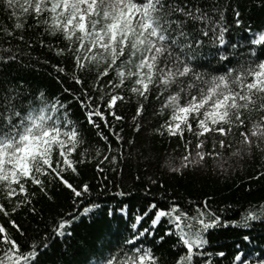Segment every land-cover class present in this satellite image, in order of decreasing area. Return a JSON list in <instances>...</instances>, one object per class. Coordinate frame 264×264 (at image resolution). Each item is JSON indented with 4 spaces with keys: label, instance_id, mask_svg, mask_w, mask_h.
Returning a JSON list of instances; mask_svg holds the SVG:
<instances>
[{
    "label": "snow or ice",
    "instance_id": "obj_1",
    "mask_svg": "<svg viewBox=\"0 0 264 264\" xmlns=\"http://www.w3.org/2000/svg\"><path fill=\"white\" fill-rule=\"evenodd\" d=\"M3 6L10 18H14V24L12 29H0V77L3 68L10 63H21V57L28 55L21 50V45L30 49L38 42L42 49L61 58L54 63L44 59L43 63L56 72L63 91L69 93L73 101H79L89 125L96 127V117L105 121L106 127L107 116L121 120L114 107L125 100L123 92L126 90L127 99L136 101L131 118L135 123L133 131L141 127L139 118L145 111L144 101L155 92L157 98L163 97L159 111L162 114L167 110L168 118L154 131L165 130L169 136H179L181 140L187 132L197 141L194 154L189 150L191 141H185V154L178 158L179 163L165 161L162 166H167L170 172L182 173L189 166L201 165L208 155L216 158L223 169V149L231 147L226 140L233 128L240 129L242 139L241 148L230 155L250 153L253 146L264 151V48L260 52L250 48L244 53L237 45H232L231 51L226 47L225 12L231 9L234 23L241 25L239 0L235 4L232 0H211L204 7L201 0H3ZM28 17L34 21L28 29L36 31L39 39H26L23 35ZM45 35L59 39L52 44L43 38ZM13 39L18 43L13 44ZM261 42H264V30L258 32L251 44ZM206 43L215 47L207 60H201ZM69 64L73 66L69 78L79 85L75 90L61 76ZM82 73H95L91 88L98 90L99 96L88 94ZM109 76L113 78L108 79ZM22 85L23 81L13 84L0 78L3 100L0 103V213L17 231L21 229L10 213L31 203L35 193L29 192V181L45 195L49 193L44 177L49 183L59 181L70 190L74 202L90 192L87 182L74 186L64 175L69 171L78 174L77 164L84 163L88 153L85 149L80 152L79 160L73 158L84 140L70 119L67 101L61 103L57 97L49 100L43 89L36 94L35 102L21 101ZM106 96V103L97 102ZM253 113L256 119L252 118ZM109 131L113 130L109 128ZM113 134L118 142L122 139L119 133ZM206 134L220 137L218 141L213 139L212 151L208 153L202 148ZM133 142L128 141L129 145ZM111 151L109 146L104 159H108ZM100 155L97 148L96 156ZM121 159L123 157L111 155L113 165ZM101 163L96 165L98 174L104 171ZM260 175L256 173L257 177ZM98 207L92 203L73 209L75 215L60 217L52 226V233L63 236L65 227L77 215L88 214ZM147 210L154 211L150 225L155 228L166 217L170 227L165 229L164 236L175 235L178 239L173 247L182 245L186 249L174 264H197L194 258L206 255L201 250L207 244L204 234L209 229L229 224L249 228L250 221L264 219V204L258 210L250 205L239 220L223 219L206 203L197 207L191 216L177 203L160 208L153 201L147 205ZM113 214L109 209L108 215ZM141 220V215L134 217L128 237H121L115 244L102 242L93 264H159L151 249L141 246L145 236H153L147 228H138ZM47 236L45 233L43 239L47 240ZM164 236L156 237L157 243ZM248 239L247 235L243 236V240ZM0 243L6 245L0 251V264H35L37 241L33 240L26 251H21V245L8 235L5 225L0 224ZM207 255L210 260L211 254ZM216 255L222 257L224 253ZM235 259H241L239 252ZM243 264H249V260H243ZM256 264H264V259L257 260Z\"/></svg>",
    "mask_w": 264,
    "mask_h": 264
},
{
    "label": "trees",
    "instance_id": "obj_2",
    "mask_svg": "<svg viewBox=\"0 0 264 264\" xmlns=\"http://www.w3.org/2000/svg\"><path fill=\"white\" fill-rule=\"evenodd\" d=\"M210 2L211 0H201V7ZM236 2L237 0H232L233 4ZM239 3L241 25L237 26L234 23L231 9L225 12L224 27L228 29L225 35L226 47L231 51L232 45H237L240 52L246 53L250 48L260 52L264 48V42L252 45L251 41L260 30H264V3L262 0H239ZM13 24L14 18H10L9 12L3 6V0H0V29H12ZM32 24L34 21L28 17L23 35L26 39L29 37L39 39L36 31L28 29V25ZM16 31L19 34V30ZM43 38L52 44L59 39L48 35ZM4 43L7 44V39ZM12 43L18 41L13 39ZM61 43L66 42L61 40ZM214 47L206 43L201 52V60H207ZM21 50L28 55L21 57V63H10L3 68V76L0 78L13 84L23 81L21 101L27 102L31 99L35 102V96L41 89L49 100L57 97L61 103L67 101L70 119L75 122L84 140L73 153V158L79 160L80 152L88 149L85 162L77 164L78 174L71 171L64 174L74 186L84 182L89 184L90 192L85 196L74 202L70 190L63 184L59 181L49 183L48 178L44 177L49 195L40 192L39 187L29 181V192L35 193L31 203L22 205L15 213H10L11 219L16 221L21 231L8 224V218L0 213V224H4L8 235L21 245V251H26L33 240L37 241L39 248L35 264H93V257L102 242L111 241L115 244L121 237L129 236L132 231L129 225L134 222L136 215L142 216L138 228H147L153 233V236H145L141 240V246L149 247L158 258L159 264H174L181 252H186V249L182 245L173 247L178 239L175 235L164 236L165 229L170 227L166 217L162 218L155 228L150 225L154 211L147 210L149 203L154 201L160 208L177 203L190 216L195 213L197 207H203L206 203L213 212L227 220H239L241 213L248 210L250 205L254 210H258L264 204V151L253 146L250 153L241 156L230 155L241 148L239 128H233L226 140L231 147L223 149V169L218 166L216 158L208 155L201 165L189 166L182 173L170 172L167 166H162L165 165V161L179 163L178 158L185 154V141H191L189 150L194 154L197 151V141L195 136L187 132L184 134V140H181L179 136H169L165 130L154 131L168 118L167 110L162 114L159 111L163 97L157 98L155 92L151 93L150 98L144 101L145 111L139 118L141 127L133 131L135 123L131 118L135 114L136 101H129L127 99L129 93L125 90L123 92L125 100L117 102L114 107L116 114L122 119L116 120L112 116H107L106 127L105 121L96 117V127H93L88 124L85 110L79 101H73L71 95L63 91L61 84L57 82L56 72L48 64L43 63L44 59L54 63L61 58L46 48L42 49L38 42L30 49L21 45ZM232 59L236 60V57ZM72 70L73 66L69 64L66 73H61V76L65 83L75 90L79 85H75L69 78ZM81 75L85 87L88 88V94L99 96L100 92L91 88L95 73ZM106 101L107 96L103 101L97 102L104 104ZM0 103H3L2 98ZM252 118H257L255 113L252 114ZM109 128L113 131H109ZM113 132L119 133L122 137L119 142ZM214 138L217 141L220 139L218 134H206L203 151L206 153L212 151ZM129 140L134 142L129 145ZM109 146L112 151L108 159H104ZM97 148L101 152L99 157L96 156ZM219 150L217 144V151ZM111 155L123 159L113 165ZM97 163H101L104 169L99 174L96 169ZM257 172L261 173L259 177L256 176ZM119 192L124 195H119ZM3 202L7 207H11L7 200ZM92 203L100 207L92 209L88 214L77 215V218L65 227L63 236L52 233V226L60 217L68 214L65 218H70L75 215L73 209H82ZM33 208L34 212L30 210ZM109 209L113 210L112 216L108 215ZM249 223L251 225L249 228L229 224L209 229L204 234L207 244L201 250L206 255L194 258L197 264H202L203 261H209V264H233L234 261L235 264H243L245 259L252 264L264 259V219ZM45 233L48 234L47 240L43 239ZM245 235L249 237L247 241L243 240ZM160 236H164V239L157 243L155 238ZM4 247L6 245L0 243V251ZM218 252H223L224 256L216 255ZM237 252L241 256L239 260L235 259ZM207 254H211L210 260Z\"/></svg>",
    "mask_w": 264,
    "mask_h": 264
},
{
    "label": "rangeland",
    "instance_id": "obj_3",
    "mask_svg": "<svg viewBox=\"0 0 264 264\" xmlns=\"http://www.w3.org/2000/svg\"><path fill=\"white\" fill-rule=\"evenodd\" d=\"M252 264H256V263H252Z\"/></svg>",
    "mask_w": 264,
    "mask_h": 264
}]
</instances>
